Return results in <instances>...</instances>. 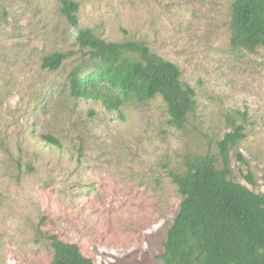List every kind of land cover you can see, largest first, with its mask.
Masks as SVG:
<instances>
[{"label":"rangeland","instance_id":"1","mask_svg":"<svg viewBox=\"0 0 264 264\" xmlns=\"http://www.w3.org/2000/svg\"><path fill=\"white\" fill-rule=\"evenodd\" d=\"M72 1L75 29L59 0H0V264H50L53 238L94 264H162L181 202L168 173L184 172L191 156L221 169L230 117L243 137L228 147L229 179L264 192V52L230 46L233 0ZM77 29L143 42L177 65L196 95L184 128L168 125L159 97L120 112L71 98L67 75L88 59ZM56 52L72 56L41 69Z\"/></svg>","mask_w":264,"mask_h":264},{"label":"trees","instance_id":"2","mask_svg":"<svg viewBox=\"0 0 264 264\" xmlns=\"http://www.w3.org/2000/svg\"><path fill=\"white\" fill-rule=\"evenodd\" d=\"M59 4L60 15L77 28V3L59 0ZM229 29L230 46L235 50L264 52V0H233ZM74 40L88 59L67 75L71 98L96 101L107 111L120 112L128 103L159 97L166 107L168 125L184 128L195 110L196 95L181 81L177 65L143 42H107L90 29L75 30ZM71 56V52L46 56L41 69L56 72ZM228 122L232 132L217 143L221 169H217L215 157L191 156L184 161V172L168 173L181 202L159 256L162 264H264V192L255 194L229 179L228 147L243 134L233 118ZM42 139L61 146L51 136ZM245 178L254 184L250 173ZM51 246L50 264H94L75 244L53 238Z\"/></svg>","mask_w":264,"mask_h":264}]
</instances>
